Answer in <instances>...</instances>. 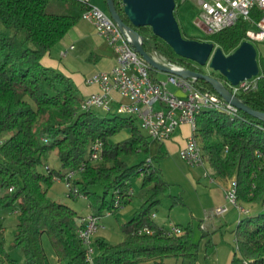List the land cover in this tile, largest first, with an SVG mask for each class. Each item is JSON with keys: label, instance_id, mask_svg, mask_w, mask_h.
<instances>
[{"label": "trees", "instance_id": "1", "mask_svg": "<svg viewBox=\"0 0 264 264\" xmlns=\"http://www.w3.org/2000/svg\"><path fill=\"white\" fill-rule=\"evenodd\" d=\"M70 1L71 12L54 13L46 10L49 0H0V22L14 29L10 33L0 28V135L8 134L0 138V186L5 190L0 194V208L17 205L11 245L21 248L24 264H49L42 242L43 234L47 233L59 259L88 264L76 232L81 215L71 205L47 195L54 174L63 177L68 170L77 169L80 176L74 178V183L88 194L93 211L98 214L121 207H113L116 191L123 205L131 195L129 189L134 176H142V185L151 188L150 195L131 219L123 223V240L111 243L97 239L94 264H139L146 260L152 264H197L199 241L194 239L191 223L180 224L184 228L182 234L167 235L152 216L160 203V194L168 188L156 163L157 155L147 154L137 163L129 161L130 156L140 151L148 153L150 148L151 138L140 128L137 119L113 111L83 110V97L75 82L42 63V57L82 17L85 6ZM115 4L123 19L131 24L123 1L115 0ZM251 26L255 25L238 20L204 39L184 36L214 41L225 53H230L245 40ZM133 27L143 36L144 47L149 52L156 50L172 63L204 71L194 61L178 55L151 26ZM157 71L150 68L155 80ZM209 73L227 80L215 71ZM196 81L204 88L213 89L201 78ZM238 95L248 105L264 110V76H260L256 87L243 89ZM124 129L130 131L129 135L112 141ZM196 135L214 173L222 178L235 177L239 201L264 203V120L241 109L236 116L206 109L197 116ZM97 140L102 141L103 150L100 158L94 160L91 152ZM53 148L58 149L65 172L52 166L50 171L45 168L48 163L43 157ZM92 186L102 187L103 193ZM110 192L112 201L107 199ZM144 226L154 232L140 233ZM2 227L0 223V235ZM236 231L241 237L234 258L238 255L248 264H264V211L242 215ZM0 264H18L2 237Z\"/></svg>", "mask_w": 264, "mask_h": 264}, {"label": "built area", "instance_id": "2", "mask_svg": "<svg viewBox=\"0 0 264 264\" xmlns=\"http://www.w3.org/2000/svg\"><path fill=\"white\" fill-rule=\"evenodd\" d=\"M76 1L85 6L82 18L93 23L97 32L109 42L117 54L116 63L110 70H99L88 76L87 81L99 84L101 90L84 96L81 103L82 109L99 108L105 112L113 111L111 93L113 90H117L126 101L119 102L116 112L135 117L139 121L140 128L151 139L163 142L169 139L178 127L188 123L192 133L185 145L181 147L180 154L190 166L204 165L207 159L199 137L196 135L198 114L206 109H217L236 116L240 108L227 101L215 90L200 86L194 77L170 74L168 82L178 86L182 94L170 90L166 82L153 79L150 74L151 66L133 48L129 42L128 32L116 23L108 9H104L94 0ZM198 2L201 6L199 19L206 36L217 33L235 24L238 20H243L255 25L247 29L245 39L253 43L264 41V0H198ZM62 53L65 54L66 51ZM153 53L162 62L177 65L167 60L156 50ZM260 76H264V70L238 84H232L229 80H221L227 88L238 95L243 89L256 87ZM102 150L103 143L101 140H97L93 145L91 157L94 160L99 159ZM45 168L50 171L51 167L46 164ZM77 172V169H70L63 177L54 174L53 179H65L69 195L88 198V194L81 191L74 183V176ZM129 192L133 193L132 187ZM225 196L227 201L236 205L241 212H249V208L243 207L238 199L236 179H233L232 184L226 189ZM121 204L120 193L116 191L113 207H120ZM227 210L228 203L217 206L214 212L217 215H222ZM112 213V209H106L107 215ZM152 216L155 217L154 212ZM100 218L101 214L94 211L82 215L76 229L77 235L83 243L85 259L88 264H94L95 261L96 246L93 236L100 227ZM161 231L167 235H180L184 232V228L178 223L169 222L161 225ZM139 232L153 233L154 230L149 226H144L139 229ZM168 264L188 263L169 262Z\"/></svg>", "mask_w": 264, "mask_h": 264}, {"label": "rangeland", "instance_id": "3", "mask_svg": "<svg viewBox=\"0 0 264 264\" xmlns=\"http://www.w3.org/2000/svg\"><path fill=\"white\" fill-rule=\"evenodd\" d=\"M99 5L107 9L104 0H97ZM70 0H49L46 10L54 13H69L72 9ZM201 6L198 0H177L175 14L180 23L183 35L197 36L200 39L206 37L199 13ZM0 28L13 33V28H7L0 22ZM258 50V60L260 71L264 70V41L254 42ZM195 62V61H194ZM204 71H211L208 65H200L195 62ZM159 77L168 80L169 73L165 71H157ZM172 87L171 84H168ZM104 111V110H103ZM105 113V112H103ZM126 116L125 113H120ZM139 124V121L137 120ZM144 132V131H143ZM130 131L124 129L117 135L113 136L112 141L121 140L129 135ZM7 133L1 134L0 138H6ZM155 139H151L149 152L140 151L129 157L130 163H137L149 156H155L156 163L160 166L162 175L168 182V188L160 194V203L154 208L155 219L158 223L168 224L169 222H178L184 225L191 223L194 233V239L199 241V258L198 264H248L242 260L238 255L230 258V253L235 252L237 249L238 235L236 228L240 217L246 214H255L259 211H264V203L258 204L256 202H240V204L249 208V213L240 211L236 205L228 203V210L222 215H213V211L217 206L214 205L217 199V191H213L215 187L225 182L224 179L216 175L212 166L208 161L204 165L190 166L182 158L180 150L173 148L167 151L166 148L161 146L157 149V153L153 154L155 148ZM50 166L62 172L66 169L60 165L58 149L53 148L46 153L43 157ZM41 171H45L44 166H40ZM209 172V173H207ZM198 177L203 174L202 180L193 181V176ZM77 173L74 178L79 177ZM214 177L216 181H211ZM233 178H226L228 187L232 184ZM210 180V181H209ZM131 187L133 193L124 201L123 206L115 209L111 215L106 214V210H102L101 218L99 221L100 227L93 236L94 244L96 246L97 239H105L111 243H117L123 240L125 233L123 230V223L131 219L135 211L142 205L144 200L150 195V186L142 185V176H134L131 178ZM93 190L98 193H103V188L100 186H92ZM211 188V189H209ZM211 190V191H210ZM5 190L0 186V194ZM69 190L66 185L65 179L54 180L47 189L49 198L67 203L75 208L79 213H88L95 210L88 197H75L68 194ZM113 193L107 195V199L112 201ZM198 214L192 215V208ZM113 210V209H112ZM17 205L6 208H0V223L2 224L3 234L0 235L5 241V244L10 249L11 254L17 259L18 264H24V255L20 247H12L14 232L17 223ZM212 212V213H211ZM212 214V215H211ZM207 215H209L207 217ZM209 223V232L203 236L204 228L201 223ZM164 224V225H165ZM210 239V244L207 240ZM42 242L48 257L49 264H71L66 259H59L52 241L47 233L42 236ZM139 264H152L150 260L142 261Z\"/></svg>", "mask_w": 264, "mask_h": 264}, {"label": "water", "instance_id": "4", "mask_svg": "<svg viewBox=\"0 0 264 264\" xmlns=\"http://www.w3.org/2000/svg\"><path fill=\"white\" fill-rule=\"evenodd\" d=\"M106 1L107 9L113 19L128 32L130 44L152 68L183 77L201 78L227 101L264 120V110L248 105L240 96L227 88L220 78L200 69L162 62L156 54L146 50L143 36L133 26H151L153 32L164 39L178 55L200 65H208L232 84H238L260 72L255 43L245 39L232 52L225 53L214 41L184 36L175 14L176 0H122L124 12L131 24L123 19L115 0Z\"/></svg>", "mask_w": 264, "mask_h": 264}, {"label": "crops", "instance_id": "5", "mask_svg": "<svg viewBox=\"0 0 264 264\" xmlns=\"http://www.w3.org/2000/svg\"><path fill=\"white\" fill-rule=\"evenodd\" d=\"M94 2L99 5L97 0H94ZM63 51H66V53L63 54ZM116 57L117 54L114 48L101 34L97 32L93 23L88 19L81 17L69 28L66 34L42 57V63L47 67L57 69L63 72L65 75L69 76L75 82L77 88L79 89L80 95L84 97L91 92H97L101 90L99 84L89 83L87 81L88 76L99 70H110L116 63ZM155 76L157 80L166 82V85L170 90L177 94H182V91L178 86L169 83L168 80L161 79L158 73H155ZM168 84H171L172 87H169ZM111 97L113 112H116V108L118 107L119 102L126 101V99L123 98L117 90L112 91ZM97 110L105 112L99 108ZM191 133V126L188 123L182 124L177 128V130L169 139L164 140L163 142H155V152L153 154L157 153V149L161 148V146L166 148L167 151H170L173 148L180 150L181 147L185 145ZM191 176L193 175L191 174ZM202 177H204L203 174H199L197 178L193 176V181H200L202 180ZM211 181H216V179L214 177H211ZM224 181L225 182L221 183V185L215 187L214 189L209 188L213 191H217L218 196L214 203L215 206L226 204L227 199L225 193L226 189L228 188V184L226 183V178L224 179ZM191 208L193 210V207ZM79 214L82 216L87 213ZM194 214L198 213L193 210L192 215ZM214 215L216 216L217 214H215V212L213 211L212 216ZM208 216L209 215H207V217ZM211 222L213 221L205 222L204 220L201 223L202 227L204 228L203 232H209L208 226L209 223L212 224ZM158 224L164 225L165 223ZM234 255L235 252H231L230 258H232Z\"/></svg>", "mask_w": 264, "mask_h": 264}, {"label": "flooded vegetation", "instance_id": "6", "mask_svg": "<svg viewBox=\"0 0 264 264\" xmlns=\"http://www.w3.org/2000/svg\"><path fill=\"white\" fill-rule=\"evenodd\" d=\"M211 71H214V70H211ZM216 73H219L218 71H215Z\"/></svg>", "mask_w": 264, "mask_h": 264}]
</instances>
